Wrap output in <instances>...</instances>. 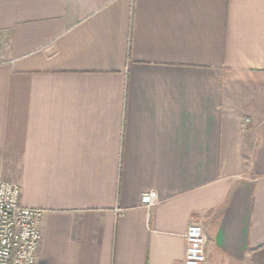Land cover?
Instances as JSON below:
<instances>
[{
	"label": "crops",
	"instance_id": "0c3cea01",
	"mask_svg": "<svg viewBox=\"0 0 264 264\" xmlns=\"http://www.w3.org/2000/svg\"><path fill=\"white\" fill-rule=\"evenodd\" d=\"M0 44L36 264H183L193 221L205 264H264V0H0Z\"/></svg>",
	"mask_w": 264,
	"mask_h": 264
},
{
	"label": "built area",
	"instance_id": "2783aa9c",
	"mask_svg": "<svg viewBox=\"0 0 264 264\" xmlns=\"http://www.w3.org/2000/svg\"><path fill=\"white\" fill-rule=\"evenodd\" d=\"M156 198L155 190H146L141 194V204L150 207ZM41 217L42 210L20 203L16 183L0 179V264H36L43 235ZM184 239L183 264H205V236L198 222L187 226Z\"/></svg>",
	"mask_w": 264,
	"mask_h": 264
},
{
	"label": "rangeland",
	"instance_id": "374dc122",
	"mask_svg": "<svg viewBox=\"0 0 264 264\" xmlns=\"http://www.w3.org/2000/svg\"><path fill=\"white\" fill-rule=\"evenodd\" d=\"M0 46H1V44H0Z\"/></svg>",
	"mask_w": 264,
	"mask_h": 264
}]
</instances>
